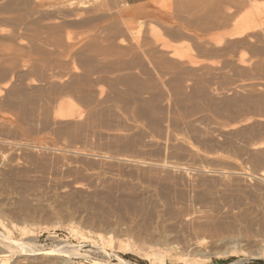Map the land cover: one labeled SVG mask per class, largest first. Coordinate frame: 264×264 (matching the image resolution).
<instances>
[{"label": "rangeland", "instance_id": "obj_1", "mask_svg": "<svg viewBox=\"0 0 264 264\" xmlns=\"http://www.w3.org/2000/svg\"><path fill=\"white\" fill-rule=\"evenodd\" d=\"M263 103L264 0H0V179L18 174L2 181L0 200L8 201L0 206V232L4 224L20 239L12 225H26L37 244L48 248L78 244L69 229L76 227L101 235L111 243L109 251L131 264H264L247 253L256 249L240 250L176 226L179 220L166 206L168 221L159 232L152 230V242L142 244L133 234L115 238L120 224L129 228L143 217L137 207L131 215L119 207L121 198L139 195L146 182L122 160L185 165L197 153L210 158L197 166L206 164L211 173L258 175L264 154L249 151L264 145ZM152 140L155 145L146 148ZM5 181L14 182L10 187ZM207 182L197 185L194 196L222 205L216 187L224 183ZM183 186L177 190L189 191ZM103 196L112 200L104 213L107 226L93 219ZM15 209L27 210L18 215ZM156 248L165 252L161 258L143 256ZM115 255L111 264H117Z\"/></svg>", "mask_w": 264, "mask_h": 264}, {"label": "bare ground", "instance_id": "obj_2", "mask_svg": "<svg viewBox=\"0 0 264 264\" xmlns=\"http://www.w3.org/2000/svg\"><path fill=\"white\" fill-rule=\"evenodd\" d=\"M209 17V16H208ZM211 18V17H209ZM209 23V22H208ZM146 43V42H145ZM142 46V45H141ZM163 46V45H162ZM132 47V46H131ZM155 48V47H154ZM133 50V49H132ZM144 52V51H143ZM127 53V52H126ZM130 53V52H129ZM160 53V52H159ZM142 54V53H141ZM170 54V53H169ZM147 57V56H146ZM159 59V58H158ZM137 60V59H136ZM141 60V59H139ZM149 60V59H148ZM142 61V60H141ZM147 61V60H146ZM145 61V62H146ZM151 61V60H150ZM161 61V59H160ZM134 62V61H133ZM154 62V61H153ZM164 63V62H163ZM168 63V62H167ZM154 64V63H153ZM166 65V64H165ZM169 66V65H167ZM175 66V65H174ZM171 68V67H170ZM172 69V68H171ZM76 80V79H75ZM75 82V81H74ZM55 83V82H54ZM50 84V83H49ZM66 84V83H64ZM74 84V83H73ZM77 84V83H75ZM74 84V85H75ZM133 84V83H132ZM136 84V83H135ZM72 85V84H71ZM73 85V86H74ZM86 85V84H85ZM54 86V85H53ZM64 87L66 85H63ZM62 86V87H63ZM81 86V85H80ZM126 86V85H125ZM132 86V85H131ZM135 86V85H134ZM35 87V86H34ZM67 87V86H66ZM72 87V86H71ZM10 88V87H9ZM55 88V87H54ZM87 88V87H86ZM133 88V87H132ZM35 89V88H34ZM38 89V88H36ZM49 89V88H48ZM67 89V88H66ZM65 89V90H66ZM132 89H130L131 91ZM135 90V89H134ZM44 91V90H43ZM51 91V90H50ZM55 91V89H54ZM68 91V90H67ZM129 91V90H128ZM136 91V90H135ZM142 91V89H141ZM13 92V91H12ZM42 92V91H41ZM63 92V91H62ZM74 92V91H73ZM76 92V91H75ZM65 93V92H64ZM141 93V92H140ZM24 94V93H23ZM42 94V93H41ZM137 94V93H135ZM49 95V94H48ZM55 95V94H54ZM141 95V94H140ZM50 96V95H49ZM13 97V96H11ZM15 97V96H14ZM45 97V94H44ZM48 97V96H47ZM83 97V96H81ZM129 97V96H128ZM56 98V97H55ZM84 98V97H83ZM90 99V98H89ZM262 99V98H261ZM135 100V99H134ZM144 101V100H143ZM212 101V100H211ZM210 101V103H211ZM26 102V101H25ZM208 102V101H207ZM250 102V101H249ZM263 102V100H262ZM206 103V101H205ZM252 103V102H251ZM250 103V104H251ZM10 104V103H9ZM17 104V103H16ZM143 104V103H142ZM147 104V103H146ZM225 104V103H224ZM264 104V103H263ZM11 105V104H10ZM144 105V104H143ZM177 105V104H176ZM20 107V106H19ZM17 107V108H19ZM45 107V106H44ZM148 107V106H147ZM132 108V107H131ZM48 109V108H47ZM95 109V108H94ZM135 109V108H133ZM16 110V109H15ZM22 110V109H20ZM49 110V109H48ZM145 110V109H143ZM142 110V112H143ZM151 110V109H150ZM174 110H177L174 109ZM17 111V110H16ZM99 111V110H98ZM137 111V108H136ZM146 111V110H145ZM152 111V110H151ZM156 111V110H155ZM166 111V110H165ZM163 111V112H165ZM171 111V110H170ZM100 112V111H99ZM103 112V111H102ZM139 112V111H138ZM19 113H21L19 111ZM25 113V112H24ZM27 113V112H26ZM12 114V113H11ZM92 114V113H91ZM151 114V113H150ZM165 114V113H164ZM167 114V113H166ZM27 115V114H26ZM47 115V114H46ZM45 115V116H46ZM100 115V114H99ZM104 115V114H103ZM92 116V115H91ZM102 116V115H100ZM99 116V117H100ZM146 116V115H145ZM25 117V116H24ZM97 117V116H96ZM92 118V117H91ZM95 118V117H93ZM160 118V117H159ZM107 119V118H106ZM105 119V120H106ZM87 120V119H86ZM98 120V119H97ZM160 120V119H159ZM172 120V119H171ZM174 120V119H173ZM48 121V120H47ZM84 121V120H83ZM94 121V120H93ZM151 121V120H150ZM149 121V122H150ZM153 121V120H152ZM160 122V121H159ZM67 123V122H66ZM86 123V122H85ZM99 123V122H97ZM151 123V122H150ZM83 124V123H82ZM109 124V123H108ZM122 124V123H121ZM158 124V123H157ZM130 125V124H129ZM166 125V124H165ZM168 125V124H167ZM257 125V124H256ZM83 126V125H82ZM94 126V125H93ZM254 126V125H253ZM67 127V126H66ZM85 127V125H84ZM97 127V126H96ZM137 127V126H136ZM181 127V126H180ZM11 128H13L11 126ZM17 128V127H16ZM179 128V127H178ZM253 128V127H252ZM258 128V127H257ZM256 128V129H257ZM1 129V128H0ZM124 129V128H123ZM186 129V128H185ZM189 129V128H188ZM193 129V128H192ZM66 130V129H65ZM71 130V129H70ZM84 130V129H83ZM129 130V129H128ZM178 130V129H177ZM2 131V130H1ZM134 131V130H132ZM181 131V130H179ZM259 130H257L258 132ZM77 132V131H75ZM84 132V131H83ZM159 132V131H158ZM170 132V131H169ZM183 132V131H182ZM186 132V131H185ZM3 133V132H2ZM15 133V132H14ZM137 133V132H136ZM175 133V132H174ZM197 133V132H196ZM146 134V133H145ZM172 134V133H171ZM178 134V133H177ZM201 134V133H200ZM144 135V134H143ZM158 135V134H157ZM156 135V136H157ZM66 136V135H65ZM122 136V135H121ZM155 136V137H156ZM177 136V135H176ZM239 136V135H238ZM1 137V136H0ZM181 137V136H180ZM9 138V137H8ZM7 138V139H8ZM13 138V137H12ZM73 138V137H70ZM124 138V137H123ZM126 138V137H125ZM160 138V137H159ZM163 138V136H162ZM166 138V137H165ZM2 139V138H1ZM16 139V137H15ZM22 139V138H21ZM130 139V138H129ZM175 139V138H174ZM3 141L5 139H2ZM19 140V139H18ZM117 140V139H116ZM131 140V139H130ZM144 140V139H143ZM176 140V139H175ZM128 141V140H127ZM126 141V142H127ZM134 141V140H133ZM142 141V140H141ZM149 141V140H147ZM153 141L156 140H152L150 142H148L147 144H143L146 148L155 145ZM12 142V141H11ZM16 142V141H15ZM108 142V141H107ZM132 142V141H131ZM137 142V141H136ZM140 142V141H139ZM200 142V141H199ZM23 143V142H22ZM17 144V143H16ZM106 144V143H105ZM133 144V142H132ZM131 144V145H132ZM141 144V143H140ZM158 144V143H157ZM185 145L184 142L181 143V145ZM190 144V143H189ZM107 145V144H106ZM129 145V146H131ZM139 145V144H138ZM160 145V144H158ZM178 145V143H177ZM176 145V146H177ZM180 145V146H181ZM188 145V144H187ZM1 146V145H0ZM162 145H160L161 147ZM164 146V145H163ZM180 146L178 147L180 149ZM13 147V146H12ZM108 147V146H107ZM120 147V146H119ZM132 147V146H131ZM138 147V146H137ZM136 147V149H137ZM141 147V146H140ZM155 147V146H154ZM157 147V146H156ZM158 147V148H160ZM174 147V146H173ZM187 147V146H182ZM7 148V147H6ZM18 148V147H17ZM110 148V147H109ZM117 148V146H116ZM158 148H155L156 150ZM163 148V147H162ZM177 148V147H176ZM189 147H187L185 150L187 151ZM251 148V147H250ZM4 149V147H3ZM135 149V150H136ZM144 149V148H142ZM166 149V148H165ZM190 149V148H189ZM24 150V149H23ZM48 150V149H46ZM134 150V151H135ZM138 150L140 151L141 148ZM161 150V149H160ZM167 150V149H166ZM251 150V149H250ZM52 151V150H51ZM118 151V150H117ZM169 151V150H168ZM171 151V150H170ZM191 151V150H190ZM249 151V149L247 150ZM14 152V151H13ZM77 152V151H76ZM142 152V150H141ZM164 152V151H163ZM193 152V151H192ZM244 152V151H243ZM256 153V155H261L260 158H263V154H264V145H259L257 147H255L254 150L249 151V153ZM41 153V150H40ZM73 153V152H72ZM81 153V152H78ZM189 153V151H188ZM191 153V152H190ZM194 153V152H193ZM12 154V152H11ZM24 154V152H23ZM34 154V153H33ZM37 154V153H36ZM35 154V155H36ZM49 154V151H48ZM51 154V153H50ZM53 154V152H52ZM144 154V153H142ZM141 154V155H142ZM159 154V153H158ZM192 154V153H191ZM190 154V155H191ZM14 155V154H13ZM109 155V154H108ZM107 155V156H108ZM116 155V154H115ZM189 155V154H188ZM190 155L188 157H190ZM9 156V155H8ZM16 156V155H14ZM33 156V155H32ZM38 156V155H37ZM42 156V155H41ZM50 156V155H49ZM55 156V155H54ZM76 156V155H74ZM149 156V155H146ZM146 156H144V158H146ZM152 156V155H151ZM159 156V155H158ZM248 156V155H247ZM254 156V155H253ZM22 157V156H21ZM81 157V156H80ZM132 157V156H131ZM143 157V156H142ZM155 157V156H154ZM185 157V156H184ZM255 157V156H254ZM2 158V157H1ZM16 158V157H14ZM25 158V157H24ZM40 158V157H38ZM51 158V157H50ZM71 158V157H70ZM74 158V157H73ZM110 157H107L106 160H109ZM112 158V157H111ZM110 158V159H111ZM119 158V157H118ZM135 158V157H134ZM137 158V157H136ZM135 158V159H136ZM153 158V157H152ZM186 158V157H185ZM247 158V157H246ZM253 158V157H252ZM259 158V160H260ZM32 159V158H31ZM44 159V158H42ZM41 159V160H42ZM46 159V158H45ZM52 159V158H51ZM67 159H69L67 157ZM115 159V158H113ZM140 159V157H139ZM161 159V158H160ZM214 161V158H212ZM217 159V158H216ZM215 159V161L217 162V160ZM2 160V159H1ZM0 160V161H1ZM14 160V159H13ZM37 160V159H36ZM63 160V159H62ZM117 160V159H116ZM150 160V159H149ZM207 160H210V158L205 157V156H200L197 153H194L190 159V163L189 164H185V165H181V164H177V163H173V162H161V161H154V162H145V161H138V160H134V161H127V160H122V163L127 166L129 168V170L131 169V172L136 174V175H141L140 177L144 176L145 177V181L144 184L145 186L142 187L143 189L139 192V195H128V196H123L124 198H121L119 201V207L121 206L122 209H126L128 211L129 209V215H131V211L132 213L135 211L134 207H137L139 209V211H141V214L137 213L139 216L143 215L142 219L130 226L129 228L126 227V225L124 224V222L122 224H120V226L116 229L115 233V238L117 237H125L130 235L133 237H135L138 240V242L142 241V244H146L147 242H152L153 240V235H154V231L159 232V229L162 228L163 229V223H165V221H168L165 219L166 215L170 214L169 212L172 211V214H170L169 216L171 217L173 215V217L171 218H175L174 221L176 220V222L178 223L177 219L179 220V223L176 226L179 227H183L185 228L184 230L187 232H189L190 234H194V235H198V236H205L208 239H210L211 241H220L221 243H229L232 244L234 246L237 247V245L239 246L238 248H246V249H256L254 252H247V253H251L253 255H255V257L260 258V259H264V170L261 173H257L256 174H252L249 175L246 172H221V171H217L214 173H211L213 171H210L208 167H206L205 164V168L203 167H198L197 164L206 162ZM253 160V159H252ZM23 161V160H22ZM32 161V160H31ZM38 161V160H37ZM59 161V160H58ZM112 161V160H111ZM119 161V160H118ZM262 161V160H260ZM30 162V161H29ZM43 162V161H42ZM76 162V161H75ZM175 162V161H174ZM209 162V161H208ZM207 162V163H208ZM256 164L259 161H255ZM13 163V162H12ZM31 163V162H30ZM29 163V164H30ZM44 163V162H43ZM61 163V162H60ZM182 163V162H181ZM186 163V162H184ZM214 163V162H213ZM2 163H0L1 165ZM9 164V163H8ZM35 164V163H34ZM55 164V163H54ZM59 164V163H58ZM81 164V163H79ZM96 164V163H95ZM102 164V163H101ZM115 164V161H114ZM121 164V163H120ZM119 164V165H120ZM211 164V163H210ZM216 164V163H214ZM31 165V164H30ZM50 165V163H49ZM56 165V164H55ZM54 165V166H55ZM60 165V164H59ZM117 165V164H116ZM115 165V166H116ZM122 165V164H121ZM197 167H196V166ZM261 165V164H260ZM37 166V165H36ZM40 166V165H39ZM48 166V165H47ZM51 166V165H50ZM49 166V167H50ZM118 166V165H117ZM116 166V167H117ZM123 166V165H122ZM124 166V167H125ZM208 166V165H207ZM216 166V165H215ZM17 167L20 166H16V170L18 169ZM24 167V166H23ZM46 167V166H44ZM53 167V166H52ZM59 167V166H58ZM63 167V166H62ZM223 167V166H222ZM228 167V166H226ZM2 168V167H1ZM48 168V167H47ZM123 168V167H122ZM12 169V168H11ZM15 169V167H14ZM74 169V168H73ZM99 169V167H98ZM121 169V168H120ZM119 169V171H120ZM126 169V168H125ZM249 169V168H248ZM254 169V168H253ZM10 170V169H8ZM59 170V169H58ZM61 170V168H60ZM111 170V169H109ZM128 170V169H126ZM252 170V169H251ZM256 170V169H255ZM4 171V170H3ZM7 171V170H6ZM6 171L4 173H6ZM26 171V169H25ZM63 171V170H62ZM112 171V170H111ZM117 171V170H116ZM224 171V170H223ZM229 171V170H228ZM23 172V170H22ZM21 172V173H22ZM118 172V171H117ZM249 172V171H248ZM255 172V171H254ZM3 173V172H2ZM14 173V172H13ZM19 173V172H18ZM25 173V172H24ZM24 173L22 176H24ZM57 173V172H56ZM105 173V172H104ZM109 173V172H108ZM252 173V172H251ZM1 174V173H0ZM16 174V173H15ZM15 174L13 176H10L8 178H15L14 180H16ZM42 174V173H41ZM64 174V173H63ZM113 174V173H112ZM119 174V173H118ZM117 174V175H118ZM131 174V173H130ZM215 174V175H212ZM6 174H4V176H7ZM18 175V174H16ZM116 175V173L114 174ZM256 175V176H255ZM20 176V173H19ZM31 176V175H30ZM29 176V177H30ZM44 176V174H43ZM97 176V173H96ZM125 176V175H124ZM28 177V176H27ZM41 177V176H40ZM39 177V178H40ZM1 178V177H0ZM5 178V177H4ZM3 178V179H4ZM7 177L5 179H8ZM21 178V177H19ZM17 177V179H19ZM26 178V177H25ZM34 178V177H33ZM3 179H0V188L2 186V181H4ZM27 179H31L27 178ZM138 179V176L137 178ZM143 179V178H141ZM9 180V179H8ZM35 180V179H34ZM98 180V178H97ZM144 180V179H143ZM18 181V180H17ZM15 182L13 184H16L13 189L15 190L16 187L19 183ZM22 179L19 180V182L21 183ZM107 181V180H106ZM201 181H210V183L212 184L213 182L216 183L215 181H219L217 183L222 182L221 186H217L213 184V187H216L218 189V192L220 193L218 197V199H222L223 204L221 205V203L216 202L215 200L211 199V200H203L201 199L198 195L194 196V189L197 187V185L201 183ZM5 186L11 184L14 181H10L11 183H9L8 181H5L4 183H6ZM33 182V181H32ZM103 182V180H102ZM121 182V181H120ZM143 182V181H142ZM184 182L186 184V186L184 185ZM188 182V185L187 183ZM207 182V183H208ZM18 183V184H17ZM206 183V182H205ZM208 183V184H210ZM32 184V183H30ZM34 184V183H33ZM105 184V183H104ZM198 185L199 189L200 187L204 188V185ZM219 184V185H221ZM23 185V183H22ZM26 185V184H24ZM118 185V184H117ZM206 185V184H205ZM11 187V185H9ZM36 186V184H35ZM113 186V185H112ZM125 186V185H124ZM178 186H183L185 188H188L189 191H178L177 188ZM3 187V186H2ZM9 187V188H10ZM16 187V188H15ZM21 187V186H20ZM26 187H28L27 189H30L32 187H29L28 185H26ZM25 187V189H26ZM206 187V186H205ZM209 187V186H208ZM7 188V187H6ZM22 188V187H21ZM125 188V187H124ZM151 188V189H150ZM182 188V187H181ZM3 189V188H2ZM2 189L0 191H2ZM20 189V188H19ZM24 189V188H22ZM21 190L22 194L23 190ZM35 189V188H33ZM127 189V188H126ZM139 189V188H138ZM210 189V188H209ZM18 190V189H17ZM19 190V191H20ZM5 191V188H4ZM9 191V190H8ZM16 191V190H15ZM31 191V189H30ZM33 191V190H32ZM209 191V190H208ZM212 191V190H211ZM10 192V191H9ZM9 192L5 193L6 195H9ZM26 192V191H25ZM28 192V191H27ZM72 192V189H71ZM74 192V191H73ZM206 192V191H205ZM29 193V192H28ZM207 193V194H206ZM205 194L208 196L209 192H206ZM0 194L3 196V193L0 192ZM4 194V195H5ZM12 194V193H11ZM21 194V193H19ZM79 194V193H78ZM109 194V193H108ZM113 194V193H112ZM201 194H204L203 191ZM218 194V193H217ZM67 195V194H66ZM21 196V195H20ZM19 196V197H20ZM10 197V196H8ZM13 197V196H12ZM17 197V196H16ZM23 197V196H22ZM202 197V196H201ZM210 197V196H209ZM208 197V198H209ZM216 197V196H215ZM3 198V197H2ZM0 198V199H2ZM7 196L4 198L6 199ZM18 198V197H17ZM24 198V197H23ZM110 196H103L101 197L100 203L97 205L98 209H97V213L95 215V217L93 219L95 220H99L97 221V223H103V225L107 226V220H106V216H104V213L106 212V208L110 207L109 205L111 204V199H109ZM10 199V198H9ZM13 199V198H12ZM28 199V198H27ZM94 199V198H93ZM98 199V198H97ZM11 200V199H10ZM15 200V199H13ZM23 200V199H22ZM111 200V201H110ZM8 201V200H0V206H4L3 202ZM16 201V200H15ZM22 202V201H21ZM20 202V203H21ZM28 202V201H27ZM26 202V203H27ZM161 202V203H160ZM7 202H5L6 204ZM14 203V202H13ZM25 203V204H26ZM116 203V202H115ZM118 203V202H117ZM163 203V204H162ZM172 203H174V206H177V204L179 203L184 209H181L182 211H180L179 209H176L177 207H181L179 204V206H177L176 208H173V206H169L172 205ZM220 205H217V204ZM11 204V203H10ZM19 204H17L18 206ZM24 206V204H21ZM11 206V205H10ZM27 206V205H25ZM165 206L168 207L166 210H170L169 212L165 210ZM16 207V206H14ZM20 207V206H18ZM28 207V206H27ZM96 207V206H95ZM96 207V208H97ZM32 208V207H31ZM16 210V209H15ZM27 210V209H24ZM23 210V211H24ZM123 210V211H124ZM125 210V211H126ZM131 210V211H130ZM20 212H18L16 210V213L23 212L21 210H19ZM31 211V210H30ZM108 211V210H107ZM114 211V210H113ZM122 211V213H123ZM124 211V212H125ZM126 211V212H127ZM14 212V210H13ZM12 212V213H13ZM29 212V211H28ZM27 212V213H28ZM117 212V211H116ZM1 213V212H0ZM11 212H9L10 214ZM93 213V212H92ZM15 214V213H14ZM13 214V216H14ZM33 214L34 211H33ZM32 214V215H33ZM109 214V213H108ZM26 215V214H25ZM111 215V214H110ZM127 215V213H126ZM135 215V213H134ZM175 215V216H174ZM3 216V215H2ZM10 216V215H9ZM12 216V215H11ZM12 216V217H13ZM128 216V215H127ZM137 216V217H139ZM17 214H16V218H17ZM111 217V216H110ZM121 218V216H119ZM122 217H125V215L123 214ZM132 217L133 214H132ZM136 217V216H135ZM134 217V218H135ZM3 218V217H2ZM2 218L0 220H2ZM14 218V217H13ZM119 218V219H120ZM141 218V217H139ZM5 219V218H4ZM89 219V218H88ZM170 219V218H169ZM14 220V219H13ZM18 220H20L18 218ZM17 220V221H18ZM106 220V222H105ZM123 220H125L123 218ZM139 220V219H138ZM137 220V221H138ZM89 221V220H88ZM121 221V220H120ZM135 221V219H134ZM136 221V222H137ZM4 222V220L2 221ZM6 222V221H5ZM10 222V221H9ZM128 222V221H127ZM172 222V221H171ZM174 222V223H176ZM12 223V221H11ZM20 223V222H19ZM131 222H129L128 224H130ZM32 225V224H31ZM35 225V224H34ZM114 225V224H113ZM2 229L4 230V232H0V264H75L71 261V259L74 258H79L83 261H85L86 264H111V257H113L115 254L111 251H109L110 247H111V243L109 241H107L106 239H104L101 235L96 234V233H92L89 231H84L82 229L76 228V227H70V231L71 233L79 240L78 244L73 245V244H69L67 242H58L57 244L50 246L48 248H44L42 246H40V244L38 245L36 242V236H34L33 232L30 231L28 229V227L25 226H18L12 225V231H16L19 236L20 239H15L12 235V232L7 229V226L4 224H1ZM28 226V225H27ZM129 226V225H128ZM173 226V225H172ZM31 227V226H30ZM100 227V225H99ZM108 227H111L110 225ZM114 227V226H113ZM175 227V224H174ZM173 227V228H174ZM35 228V227H34ZM171 228V229H173ZM182 228V229H183ZM41 229V228H40ZM45 229V228H44ZM156 229V230H155ZM169 229V228H168ZM170 229V230H171ZM153 231V234H151V232ZM181 230V229H179ZM37 231V230H35ZM102 231V229H101ZM161 231V230H160ZM184 231V232H185ZM15 232V233H16ZM133 232V233H132ZM172 232V231H171ZM173 232H175L173 230ZM177 232V231H176ZM175 232V233H176ZM182 234V230L180 231ZM178 232V233H180ZM35 233V232H34ZM174 233V234H175ZM177 233V235H178ZM14 234V233H13ZM17 235V234H16ZM171 235V233H170ZM180 236V234H179ZM178 236V237H179ZM30 237V238H28ZM132 237V238H133ZM164 237V236H163ZM137 244V241L135 240ZM169 239V238H168ZM146 240H148L146 242ZM166 240V239H165ZM144 241V242H143ZM199 241V240H198ZM207 241V240H206ZM156 241H154L155 243ZM159 242V241H157ZM157 242L155 243L157 245ZM152 243V244H154ZM137 245H141L137 244ZM150 245L149 248L151 247V243H148L147 246ZM186 245V244H185ZM203 245V243H202ZM205 245V243H204ZM208 245V244H207ZM220 245V243H219ZM218 245V247H219ZM126 246V245H125ZM174 246V245H173ZM192 247V249L194 250H198L200 248L198 243H194L190 245ZM230 246V245H229ZM128 247V246H127ZM130 247V246H129ZM145 247V246H144ZM156 246H154L155 248ZM177 247V246H176ZM235 247V248H236ZM85 248V249H84ZM148 248V247H147ZM131 249V248H130ZM171 250H175L174 247H170ZM185 249V248H184ZM238 249V250H239ZM244 249V250H246ZM151 250V249H150ZM169 250V249H168ZM216 250V249H215ZM235 250V249H234ZM241 250V249H240ZM127 251V250H126ZM129 251V250H128ZM145 251V249L143 250ZM133 252V251H131ZM217 252V251H216ZM221 252V251H220ZM231 252V251H230ZM237 252V251H236ZM150 253V254H149ZM148 254L143 255L145 258H148L151 255H160V258L162 257L161 255L165 252L161 251V250H157L153 249L151 251H149ZM233 253V252H232ZM246 253V252H245ZM136 254V253H135ZM231 254V253H230ZM165 255V254H164ZM223 255V254H221ZM245 255V254H244ZM218 256V255H217ZM220 257V256H219ZM246 257V255H245ZM250 257V256H249ZM252 257V256H251ZM116 258V263L117 264H131L130 262L120 258L119 256L115 255ZM254 258V257H253ZM207 259V258H206ZM113 260V259H112ZM163 260V259H162ZM196 260V259H195ZM188 261V260H187ZM191 261L187 262L188 264ZM185 263V262H184ZM194 263V261H193ZM82 264V263H81Z\"/></svg>", "mask_w": 264, "mask_h": 264}, {"label": "crops", "instance_id": "obj_3", "mask_svg": "<svg viewBox=\"0 0 264 264\" xmlns=\"http://www.w3.org/2000/svg\"><path fill=\"white\" fill-rule=\"evenodd\" d=\"M129 4H137V3H140L144 0H126Z\"/></svg>", "mask_w": 264, "mask_h": 264}]
</instances>
